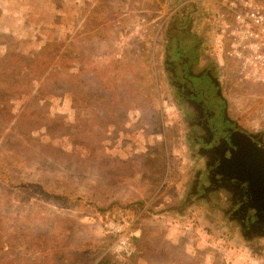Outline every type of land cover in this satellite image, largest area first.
Returning a JSON list of instances; mask_svg holds the SVG:
<instances>
[{
    "label": "rangeland",
    "instance_id": "rangeland-1",
    "mask_svg": "<svg viewBox=\"0 0 264 264\" xmlns=\"http://www.w3.org/2000/svg\"><path fill=\"white\" fill-rule=\"evenodd\" d=\"M202 3L0 0V160L12 181L0 187V264H264L262 239L188 201L199 165L166 49ZM229 64L227 115L264 141V87ZM113 207L138 216L130 259L109 252L100 218Z\"/></svg>",
    "mask_w": 264,
    "mask_h": 264
},
{
    "label": "flooded vegetation",
    "instance_id": "flooded-vegetation-1",
    "mask_svg": "<svg viewBox=\"0 0 264 264\" xmlns=\"http://www.w3.org/2000/svg\"><path fill=\"white\" fill-rule=\"evenodd\" d=\"M203 6L191 14L190 21L185 19L182 27L180 20L175 21L166 49L165 70L174 89L173 100L185 113L187 138L195 151L196 159L190 161L199 165L188 201L196 198L213 204L214 211L235 227L241 238L264 241V214H251L250 190L226 170L227 162L242 150L261 158L264 141L261 135H252L237 126L227 115L219 90L221 65L213 54V11L211 6ZM182 15H188L183 7Z\"/></svg>",
    "mask_w": 264,
    "mask_h": 264
},
{
    "label": "built area",
    "instance_id": "built-area-1",
    "mask_svg": "<svg viewBox=\"0 0 264 264\" xmlns=\"http://www.w3.org/2000/svg\"><path fill=\"white\" fill-rule=\"evenodd\" d=\"M215 27L213 54L222 64L233 66L240 80L264 87V0H208ZM138 216L116 220L100 218L104 234L111 239L109 252L120 260L137 253Z\"/></svg>",
    "mask_w": 264,
    "mask_h": 264
},
{
    "label": "water",
    "instance_id": "water-1",
    "mask_svg": "<svg viewBox=\"0 0 264 264\" xmlns=\"http://www.w3.org/2000/svg\"><path fill=\"white\" fill-rule=\"evenodd\" d=\"M242 136L250 139L245 135ZM261 156L260 158L254 152L248 153L242 150L226 164L230 177L246 184L250 190L251 214H264V155Z\"/></svg>",
    "mask_w": 264,
    "mask_h": 264
},
{
    "label": "trees",
    "instance_id": "trees-1",
    "mask_svg": "<svg viewBox=\"0 0 264 264\" xmlns=\"http://www.w3.org/2000/svg\"><path fill=\"white\" fill-rule=\"evenodd\" d=\"M11 58L14 60L15 57L11 56ZM17 59H20L17 57ZM19 65L18 62H16V64L13 66V70L14 71H17L18 69L16 68L17 66ZM20 73H22V67L20 69ZM15 74V75H11V85L9 84L7 86V88H9L10 90H13L15 89L19 83H17V81H15L19 74ZM15 81V82H14ZM47 81H50V77L47 78ZM3 82L0 80V86ZM1 98V97H0ZM23 122V117H21V119L19 120V122L15 125V127H20L21 123ZM27 122H30L29 120H27ZM7 163H5L4 161V158L0 160V187L3 189V190H6L7 191V186L8 188L10 187L11 185V180H10V176L8 173H6L5 169H6V166ZM5 183V185L3 184ZM18 200V198H15ZM130 208L131 207H113V208H110L108 209L107 211H102L101 215H105V214H109L110 216H112L114 219L116 220H119V219H123V218H129L131 216V212H130ZM105 213V214H104ZM3 249V243H0V250ZM110 262V259H103L101 262H99V264H108V262Z\"/></svg>",
    "mask_w": 264,
    "mask_h": 264
}]
</instances>
